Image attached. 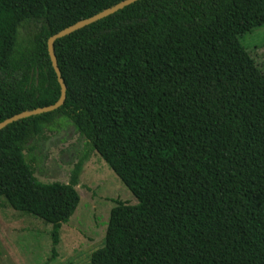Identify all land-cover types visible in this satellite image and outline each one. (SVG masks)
<instances>
[{
    "label": "trees",
    "instance_id": "trees-1",
    "mask_svg": "<svg viewBox=\"0 0 264 264\" xmlns=\"http://www.w3.org/2000/svg\"><path fill=\"white\" fill-rule=\"evenodd\" d=\"M121 0H0V122L55 103L47 39ZM264 0H136L53 43L65 99L0 129V198L74 213L88 153L41 182L26 152L70 121L136 197L110 210L91 264H264V70L239 35Z\"/></svg>",
    "mask_w": 264,
    "mask_h": 264
},
{
    "label": "rangeland",
    "instance_id": "rangeland-1",
    "mask_svg": "<svg viewBox=\"0 0 264 264\" xmlns=\"http://www.w3.org/2000/svg\"><path fill=\"white\" fill-rule=\"evenodd\" d=\"M239 40L258 49L256 62L264 70V24ZM30 146L26 158L44 183L66 182L74 163L88 153L76 186L80 200L53 246L52 224L0 198V264H91V253L104 244L110 210L118 201L136 204V197L66 119H56Z\"/></svg>",
    "mask_w": 264,
    "mask_h": 264
},
{
    "label": "water",
    "instance_id": "water-1",
    "mask_svg": "<svg viewBox=\"0 0 264 264\" xmlns=\"http://www.w3.org/2000/svg\"><path fill=\"white\" fill-rule=\"evenodd\" d=\"M134 1H136V0H121L118 3H116L110 7H107V8L101 10L100 12H98V13H96V14L88 17V18L82 19V20H80L74 24H71V25L57 31L56 33L52 34L50 37H48V39H47L48 53H49V56L51 59L52 66L56 72L57 80L59 82L60 89H61L59 99L53 104H50L47 106H42V107H37V108L31 109V110H26V111L17 113L15 115H12V116L4 119L3 121L0 122V129H2L7 124H9L15 120L21 119L23 117H27V116L34 115V114H40V113L55 110L60 105H62V103L64 102L66 86H65V83L63 82V79L61 77L60 70H59V67L57 64V60H56V56L54 53L53 43L56 39L63 37V36L73 32V31H75L81 27H84V26L92 23V22H95L96 20L101 19V18L109 15V14L117 11L120 8H123L124 6L130 4Z\"/></svg>",
    "mask_w": 264,
    "mask_h": 264
},
{
    "label": "crops",
    "instance_id": "crops-1",
    "mask_svg": "<svg viewBox=\"0 0 264 264\" xmlns=\"http://www.w3.org/2000/svg\"><path fill=\"white\" fill-rule=\"evenodd\" d=\"M250 48V47H249Z\"/></svg>",
    "mask_w": 264,
    "mask_h": 264
}]
</instances>
